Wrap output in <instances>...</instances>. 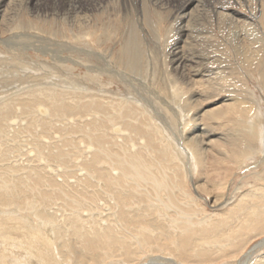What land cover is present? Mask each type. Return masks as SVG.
Masks as SVG:
<instances>
[{"label": "rangeland", "instance_id": "rangeland-1", "mask_svg": "<svg viewBox=\"0 0 264 264\" xmlns=\"http://www.w3.org/2000/svg\"><path fill=\"white\" fill-rule=\"evenodd\" d=\"M55 1L59 7L57 14L51 8L34 10L27 0H5L0 6V41L11 40L17 34L22 36L23 43L48 51L43 54L31 49L16 55L0 42V103L12 100L0 111V187L3 189L0 209L17 208L20 216L29 220L31 228L45 237L48 235L53 251L52 258L28 257L25 264H43L44 259V264H153L149 262L153 256H170L185 264L238 262L241 254L251 251L264 237V0H212L211 4L198 7L196 13L190 11L193 4L186 7L184 14H190L187 17L179 10L188 0H125L126 9L114 11L109 7L85 11L81 6L67 11L69 0ZM112 1H103V4ZM51 2L48 0L50 7ZM135 2L142 3L143 7L140 4V10H134L131 6ZM69 15L75 18L71 21ZM53 50L55 56L51 53ZM90 50L92 55H105L106 60L97 61L86 52ZM60 58L66 61H58ZM176 58L179 66L174 63ZM86 65L96 70L110 67L112 72L115 68L131 74L130 79L142 78L145 93L139 98L116 77H98L96 85ZM89 82L92 89L100 85L109 90L106 102H99L98 111L91 110L85 100L81 102L82 97L74 100L71 94L77 90L60 88L79 83L87 87ZM127 90L130 101L126 100ZM173 92L180 96V115L174 110ZM29 93H32L28 98L31 99H25ZM113 99L118 103L114 109ZM45 105L50 114L41 119L37 109L47 111ZM67 107H78V110ZM91 112L99 113L96 117L101 118L96 120ZM119 112L122 118L116 114ZM110 114L117 117L112 118ZM88 117L97 123L93 120L91 123ZM256 119L255 132L242 131L243 125ZM111 122L122 124L127 133L124 138L114 141ZM181 123L184 135H196V148L203 154L195 167L185 164V148L193 149L196 144L193 140L183 143L180 139ZM257 128L262 132L259 136ZM120 143L135 150L123 149ZM99 145H106L103 147L109 151H105L109 157L113 155L124 162L117 180L111 178L115 172L108 158L99 157ZM47 149L51 150L50 154L54 150L58 155L54 152L50 155ZM97 154L101 158V167L96 166L98 171L89 168L87 163ZM104 166L106 169L110 166V178L104 175V172L107 174ZM90 169L96 172L92 174ZM6 188L12 189V193ZM115 189L119 191L117 194ZM215 201L218 206L211 207ZM75 214L80 215L81 222ZM42 216H50L58 227L64 228V234L57 241L48 227L39 226ZM156 219L161 226L155 225ZM3 222L2 229L16 226ZM71 224L76 229L66 231ZM178 226L187 231L175 233L171 229ZM200 226L203 228L199 230ZM143 228L154 230L153 234ZM25 246L35 248L36 244L29 242ZM224 247L226 257L217 250ZM19 248L12 249L23 261L27 255ZM256 255L263 256L264 247Z\"/></svg>", "mask_w": 264, "mask_h": 264}, {"label": "bare ground", "instance_id": "bare-ground-1", "mask_svg": "<svg viewBox=\"0 0 264 264\" xmlns=\"http://www.w3.org/2000/svg\"><path fill=\"white\" fill-rule=\"evenodd\" d=\"M17 1V0H16ZM27 1H29V2H31V4L29 5V6H31V8L32 9H34V10H37V11H46L47 9L48 10H50V8H51V10L52 11H54V14H57V12H58V4H57V2L55 1V0H53V2H51V3H49L50 5H51V7L48 5V0H32V1H30V0H27ZM77 2V4L75 5V3ZM79 1V2H78ZM103 1H108V0H69L66 4V6L68 7V8H66L67 9V11H70V10H72V9H76V7L77 6H81L82 7V10H85V11H87V10H97V11H102V9L103 8H105V7H109L110 9H112V11H114V10H116L117 8L119 9V8H124V9H126V4H125V0H123V2H121L120 3V1H122V0H120V1H118V2H115V0L114 1H112V2H110V4L109 3H104L103 4ZM111 1V0H110ZM211 1L212 0H204V1H201V0H188L187 1V4H186V6L185 5H183L181 8H180V10H179V12H181L182 14H183V16L184 17H187L188 15H190V14H188V13H186V14H184L187 10H188V8H186V7H188V6H191V5H193V4H195L194 5V7L190 10L191 12H192V10L193 11H195V13H196V11H197V8L198 7H200L202 4H211ZM120 3V4H119ZM5 4V0H0V6H3ZM112 4H114V5H112ZM141 4V8L143 7V5H142V3H140ZM140 4L138 3V2H135V3H133V6H131L132 8H134V10H136V9H138L139 8V6H140ZM64 5V4H63ZM74 5V6H73ZM26 6V5H25ZM112 6V7H111ZM71 7V8H70ZM202 7V6H201ZM107 8H105V9H107ZM66 9L64 10V11H66ZM131 9V8H130ZM196 9V10H195ZM81 10V9H80ZM104 10V9H103ZM120 10V9H119ZM133 10V9H132ZM133 10V11H134ZM138 10H140V9H138ZM61 11V10H60ZM92 12V11H91ZM121 12V11H120ZM119 12V13H120ZM136 12H138V11H136ZM190 13V12H189ZM65 14V13H64ZM74 14H75V12H74ZM76 15V14H75ZM181 15V14H180ZM195 15V14H194ZM70 16V20L72 21L73 20V18H75V17H72L71 15H69ZM175 16V15H174ZM179 18V17H178ZM191 18V17H190ZM180 19L181 20H183V18L182 17H180ZM186 22H188V21H186ZM110 30V29H109ZM180 30V29H179ZM178 30V31H179ZM181 32V31H180ZM183 32V31H182ZM30 40V39H29ZM0 42H2V41H0ZM24 41H23V38H22V36L21 35H14V37H12V39L11 40H7V41H4V42H2L6 47H8V48H10L11 50H12V53L13 52H17L18 54L20 53H22V51H26V50H38V51H40V52H42L43 54L44 53H48V51L47 50H45L44 48H40L39 47V49H38V47L37 46H35L34 44H27V43H23ZM26 42V41H25ZM28 42V41H27ZM156 43V42H155ZM159 43V42H158ZM187 43V42H186ZM53 45V44H52ZM69 45V44H68ZM174 45V44H173ZM37 47V48H36ZM44 47V46H43ZM73 47V46H72ZM158 47V46H157ZM69 48V47H68ZM172 47H170V52H171V49ZM53 49V48H52ZM72 49V48H71ZM74 49V48H73ZM152 49H154V48H152ZM55 50V49H54ZM53 50V51H54ZM159 50H161V49H159ZM51 52L52 54H54V56H55V54H56V52L54 51V52ZM69 51V50H68ZM106 51V50H105ZM89 55L92 53L91 52V50L90 51H86ZM168 52V51H167ZM17 53H16V55H17ZM175 53V52H174ZM86 55V54H85ZM100 55H101V53L99 54H97V53H94L93 55L91 54V56H95L96 57V60L98 61L99 60V62L100 61H104V60H106V59H104L103 57H105V55L103 56V57H100ZM53 56V55H52ZM88 56V55H87ZM57 58V57H56ZM55 58V59H56ZM62 58V57H61ZM60 58V59H61ZM106 58H107V56H106ZM173 58H174V56H173ZM52 59H54V58H52ZM73 59V58H72ZM94 59V58H93ZM57 60V59H56ZM69 61H70V59H68ZM19 61V60H18ZM58 61H66V60H59L58 59ZM175 62V64L176 65H178V64H180V61L179 60H177V58L174 60ZM173 62V61H172ZM60 63V62H59ZM76 63V62H75ZM75 63L73 64V65H75ZM54 64V63H53ZM91 64V63H90ZM89 64V65H90ZM174 64V65H175ZM89 65H86V66H84L85 68H86V70H87V72H90V73H93V75H92V79H94V81L96 82V85L98 84V79L100 78L101 79V77L102 76H106V77H108V78H118V80H120L121 81V83L123 84V86H124V88H126V89H131L135 94H137L138 96H139V98H142L140 95L142 94L143 95V93H145L144 92V88H146V84L144 85V80L142 79V78H140V79H138L137 78V80L136 79H130V75H128V73H125V72H123V71H119V70H117V71H115V68L113 69V71L114 72H112V69L111 70H109L110 69V67L109 68H105V67H103V68H99V67H97V70H96V68L95 67H93L92 65L91 66H89ZM107 66V65H106ZM113 66V65H112ZM179 66V65H178ZM112 68V67H111ZM95 69V70H94ZM117 69V68H116ZM155 72V71H154ZM56 76V75H55ZM99 77V78H98ZM133 77H135V76H133ZM87 78V77H86ZM98 78V79H97ZM64 79V78H63ZM88 79V78H87ZM89 80V79H88ZM63 82H65V80H62ZM90 81V80H89ZM50 82V81H49ZM75 82V81H74ZM95 82H93V84L95 85ZM108 82V81H107ZM129 82H134L135 83V85H133V84H131V83H129ZM147 82V81H146ZM67 83H68V81H67ZM51 84V83H50ZM54 83H52V85H53ZM71 84V83H70ZM120 84V83H119ZM55 85V84H54ZM69 85V84H68ZM73 84H71V85H69L68 87H66V86H61L60 88H65V89H70V88H72V89H75V90H77V91H75V93H73V94H71L72 95V97L74 98V100L75 99H80L81 97L83 98L82 100H81V102H83L84 100L87 102V104L91 107V110H96V111H98V108H99V102L101 101V100H105V102H106V96H107V94H109L108 93V91L107 90H105V89H103L102 88V86H97V88L95 87V89H92L90 86H92L91 85V83L89 82V84H87V87L86 86H83L81 83H79V85H77V84H75L74 86H72ZM85 85V84H84ZM57 86V85H56ZM54 87V86H53ZM59 87V86H58ZM57 87V88H58ZM169 87H171V86H169ZM177 87V86H176ZM94 88V87H93ZM135 88V89H134ZM41 89V88H40ZM64 89V90H65ZM134 89V90H133ZM174 89V88H173ZM79 90V91H78ZM81 90V91H80ZM83 90V91H82ZM150 90V89H149ZM132 91L130 92V94L132 93ZM27 92H29V91H27ZM51 92V91H50ZM69 92H70V90H69ZM77 92H79V93H77ZM80 92H82L83 94H82V96H81V93ZM91 92V93H90ZM127 92H129L128 90L126 91V97L128 96V93ZM154 92V91H153ZM174 92H176V91H174ZM171 93V96H172V98H173V95H174V97L176 98V101H174L173 103H175L174 105V107H175V109L174 110H176V112H178V111H180L179 110V106H178V104H179V102H178V100H179V98H180V96H179V94L177 95L176 93ZM67 93L68 92H65V94H66V96H67ZM71 93V92H70ZM146 93H148V92H146ZM16 94V93H15ZM151 94V93H150ZM19 95H21V94H19ZM36 95H38V97H42V95H39V94H36ZM35 95V96H36ZM116 95H117V93H116ZM116 95H113V96H116ZM118 96V95H117ZM135 96V95H134ZM16 97H18V96H16ZM27 98H25V99H28L29 97H32V93H29V94H27V96H26ZM122 97V96H121ZM125 97V98H126ZM133 97V96H132ZM130 98V99H133V98ZM136 97V96H135ZM148 97H150L149 95H148ZM162 97V96H161ZM169 97V96H168ZM3 97H1V99H2ZM15 98V97H14ZM116 98V97H115ZM128 99H126L127 101L129 100V97H127ZM171 98V97H170ZM169 98V100H171ZM31 99V98H30ZM30 99H28V100H30ZM41 99V98H40ZM39 99V100H40ZM117 99V98H116ZM118 99H120V98H118ZM135 99H138V98H135ZM168 99V98H167ZM22 100V99H21ZM62 100V99H61ZM141 100V99H140ZM145 100H147V99H145ZM229 101H230V99H228ZM14 101H16V99H14ZM41 101V100H40ZM55 101V100H54ZM108 102H109V100H107ZM112 102H115L116 100L115 99H113V100H111ZM120 101V100H119ZM130 101V100H129ZM137 101V100H136ZM139 101V100H138ZM166 101V100H165ZM10 102H12V100H10V99H8V100H2L1 101V103H0V111H2L3 110V108L2 107H4V109L9 105V103ZM18 102V101H17ZM21 102H23V101H20V103ZM60 102V101H59ZM77 103V105H80V104H82V103ZM102 102V101H101ZM104 102V101H103ZM102 102V103H103ZM132 102V101H131ZM181 102V101H180ZM234 102H236V100H234L230 105H233L234 104ZM69 103V102H68ZM128 103L129 102H126V105H128ZM155 103V102H154ZM75 104H76V102H75ZM108 104V103H107ZM115 104H117L118 105V103H111V105H112V108H113V106L115 105ZM120 104H121V102H120ZM130 105H132L131 103H129ZM160 104V103H159ZM61 105H63V107H65L64 105H66V104H64V102H62V104ZM72 105V104H71ZM104 105V104H103ZM106 105V104H105ZM136 106H137V104H135ZM142 105H144V104H142ZM168 105H171V103H169ZM41 106H43V105H41ZM60 106V105H59ZM68 106V105H67ZM107 106V105H106ZM121 106V105H120ZM147 106V105H146ZM173 106V105H172ZM37 107H38V105H37ZM45 108H47L46 107V105L44 106ZM138 107V106H137ZM143 107V106H142ZM244 107V106H243ZM68 109H76V110H78V107H67ZM126 108V107H125ZM37 109V108H36ZM114 109V108H113ZM134 109V108H133ZM131 107H130V110H133ZM136 109V108H135ZM143 109V108H142ZM144 109H145V107H144ZM148 109V108H147ZM171 109H172V107H171ZM172 109V110H173ZM34 110V109H33ZM45 109H43V108H39V109H37V112H38V114H40L41 115V119H45L46 117H49L48 115L50 114V109H48L47 108V111H44ZM67 110V109H66ZM117 110V109H116ZM122 110V109H121ZM173 110V111H174ZM34 111H36V110H34ZM68 111V110H67ZM90 111V110H89ZM141 111V110H140ZM145 111L147 112V113H149L150 111H148V110H146L145 109ZM243 111V110H242ZM245 111V110H244ZM243 111V112H244ZM134 112H135V110H134ZM258 112V111H257ZM2 113V112H1ZM123 113V112H122ZM171 113H172V111H171ZM174 113V112H173ZM172 113V114H173ZM91 114H93V115H91V116H94L95 117V119L97 118L96 116H100V114L99 113H92L91 112ZM99 114V115H98ZM116 114H118V116L119 117H121L122 118V115H121V112H119V113H116ZM132 114V113H131ZM136 114V113H135ZM144 114V113H143ZM151 114V113H150ZM178 114H179V112H178ZM90 115V114H89ZM111 115V114H110ZM110 115H109V117H110ZM139 115V114H138ZM180 115V114H179ZM90 116V117H91ZM172 116V115H171ZM178 116V115H177ZM176 116V117H177ZM251 116V115H250ZM42 117H44V118H42ZM90 117H88L89 118V120H91V123H92V120L94 119H90ZM111 117L112 118H115V117H117V115H115V117L114 116H112L111 115ZM87 118V119H88ZM101 117H99V119H100ZM140 119H141V117H139ZM142 118H143V116H142ZM40 119V118H39ZM98 119V118H97ZM96 119V120H97ZM98 119V120H99ZM108 120V119H107ZM114 120V119H113ZM134 120V119H133ZM136 120V119H135ZM134 120V121H135ZM235 120V119H234ZM11 121V120H10ZM69 121V120H68ZM93 121H95V120H93ZM115 121V120H114ZM114 121H112V122H114ZM133 121V122H134ZM139 121V120H138ZM11 122H13V121H11ZM25 122V121H24ZM43 122V121H42ZM70 122V121H69ZM78 122V121H77ZM83 122V121H82ZM87 122H88V120H87ZM101 122V121H100ZM110 122V121H109ZM110 123L109 125L111 126V130H110V132L112 133V135H113V137H114V139L116 138V140H114L113 138H111V139H113L114 141H117L118 139L117 138H121V137H125V135L127 134L126 133V130L123 128V126H122V124L121 123H118L117 124V122H116V125L115 124H113V123ZM132 122V121H131ZM130 122V123H131ZM137 122V121H136ZM85 123V122H84ZM89 123V122H88ZM91 123H90V125H91ZM95 123H97V121H95ZM115 123V122H114ZM52 124V123H51ZM132 124V123H131ZM134 124H136V123H134ZM133 124V125H134ZM156 124H158V123H156ZM182 125H181V127H180V130H179V134H180V139L183 141V143H189V142H191L192 140L194 141V143H195V137H196V135L194 134V133H192L191 134V136H189L188 134H186L185 133V135H184V131H182V129H185V128H182V127H184V125H183V123H181ZM255 124H256V127H258L257 126V119L256 120H254L253 122H251L250 124H245V125H243L242 126V128H243V130L242 131H247V133H248V131L250 132V133H253V132H255V130H254V127H255ZM69 125V124H68ZM76 125V124H75ZM85 125V124H84ZM84 125H81V126H84ZM88 125V124H87ZM97 125V124H96ZM99 125V124H98ZM152 125V124H151ZM80 126V125H79ZM78 126V127H79ZM86 126V125H85ZM109 126V127H110ZM125 126V125H124ZM127 126V125H126ZM125 126V127H126ZM130 126H132V125H130ZM154 126V125H153ZM156 126V125H155ZM185 126H186V124H185ZM68 127V126H67ZM98 127V126H97ZM108 127V128H109ZM158 127V126H157ZM8 128H10V127H8ZM85 128V127H84ZM101 128V127H100ZM126 128H128V126L126 127ZM194 128V127H193ZM26 129V128H25ZM80 129V128H79ZM92 129V128H91ZM97 129V128H96ZM160 129V128H159ZM162 129V128H161ZM85 130H86V128H85ZM88 130V129H87ZM130 130V129H129ZM194 130V129H193ZM192 130V131H193ZM82 131H83V129H82ZM89 131V130H88ZM93 131V130H92ZM92 131H90V132H92ZM95 131V130H94ZM109 131V130H108ZM158 131H160V130H158ZM257 131H258V136H259V134L260 133H262L261 132V130H259L258 128H257ZM83 132H85V131H83ZM104 132V131H103ZM191 132V131H190ZM94 133V132H93ZM85 134H88V132H85ZM91 134V133H90ZM89 134V135H90ZM102 134H104V133H101V135ZM178 134V135H179ZM234 134V133H233ZM232 134V136L234 137V135ZM94 135V134H93ZM100 135V136H101ZM107 135V134H106ZM111 135V134H110ZM262 135V134H261ZM37 136V135H36ZM84 136V135H83ZM90 136H92V134L90 135ZM97 136H98V134H97ZM131 136V135H130ZM183 136V137H182ZM263 136V135H262ZM262 136H261V138H262ZM102 137V136H101ZM104 137V136H103ZM102 137V138H103ZM161 137V136H160ZM105 138H106V136H105ZM104 138V139H105ZM126 138H127V136H126ZM87 139H88V137H87ZM96 139V138H95ZM98 139V138H97ZM97 139H96V141H97ZM101 139V138H100ZM107 139H110V137H108ZM173 139H175V137L173 138ZM263 139V138H262ZM10 140V139H9ZM43 140V139H42ZM61 140V139H60ZM78 140V139H77ZM90 140V139H89ZM123 140V139H122ZM84 141V140H83ZM100 140H98V142H99ZM103 140H101L100 142H102ZM125 141H128V140H125ZM125 141H122V142H125ZM46 142V141H45ZM88 142H90V141H88ZM92 142V141H91ZM103 142H105V141H103ZM108 142V141H107ZM119 142V141H118ZM176 143H178V140L177 141H175ZM28 143V142H27ZM36 143V142H35ZM34 143V144H35ZM50 143V142H49ZM70 143V142H69ZM113 143V142H112ZM116 143V142H115ZM128 143V142H127ZM126 143V144H127ZM143 143V142H142ZM172 143V142H171ZM64 144V143H63ZM66 144H68V143H66ZM75 144V143H74ZM96 144V143H95ZM101 144V143H100ZM102 144H105V143H102ZM114 144V143H113ZM117 144V143H116ZM120 144H122V143H120ZM130 144V143H129ZM145 144V143H144ZM196 144V143H195ZM260 144V143H259ZM263 144V143H262ZM43 145V144H42ZM123 145V144H122ZM131 145V144H130ZM172 145V144H171ZM58 146V145H57ZM57 146H55V147H57ZM77 146V145H76ZM94 145H92V147H93ZM97 146V145H96ZM100 146V145H99ZM104 145H101L100 147H101V149H100V147H99V152H101V154L99 155V154H97L96 156H91V157H93L92 159H91V157H90V159L91 160H89V162H87V160L86 161H83L84 162V164H87L88 163V167L89 168H96L97 169V165H98V169L101 167V165H100V167H99V163H100V160H101V158H102V156L103 155H105V157H107V158H105L104 160H106L107 159V161L109 162V163H111L112 164V172H115V177H111V174H110V166L108 167L109 168V172H108V168L106 169V167H105V169L107 170V174L103 171V169H102V172H104V175H106V177L108 178L109 176L112 178V179H114V180H117V177H119V175H121V171L123 170V168H124V162H122L121 160H119L118 159V157H116V158H114L115 156H113V155H111L110 157L107 155V153L106 152H109V151H106L105 150V148L103 147ZM111 146V145H110ZM109 146V147H110ZM117 146H118V144H117ZM116 146V147H117ZM124 146V148L123 149H128V148H125L126 146L128 147V145H123ZM42 147V146H41ZM78 147V146H77ZM98 147V146H97ZM108 147V146H107ZM115 147V146H114ZM130 147V146H129ZM131 147H133V146H131ZM130 147V148H131ZM137 147V146H136ZM196 147H198L197 146V144H196V146H194L193 147V149L192 148H189V149H187V148H185V150H184V153H185V155H186V162H185V164L186 165H188V164H192L193 165V167H195L196 166V163H197V160H200V159H202L203 157H202V151L201 150H199V148H196ZM18 148V147H17ZM30 148V147H29ZM58 148V147H57ZM57 148H55V149H57ZM72 148V147H71ZM89 148V150H92V148L91 147H88ZM121 148V147H120ZM129 148V149H130ZM166 148V147H165ZM170 148V147H169ZM173 148V147H172ZM182 148V147H181ZM46 149V148H45ZM44 149V150H45ZM50 149V148H49ZM70 149V148H69ZM76 149V148H75ZM111 149V148H110ZM128 149V150H129ZM133 149L135 150V147H133ZM132 149V150H133ZM62 150V149H61ZM74 150V149H73ZM95 150H97V149H95ZM113 150V149H112ZM133 150V151H134ZM220 150V149H219ZM248 150H250V148L248 147ZM31 151V150H30ZM41 151H43V149L41 150ZM51 151V150H50ZM50 151H48V149H47V152H49V154H50ZM58 151V150H57ZM106 151V152H105ZM120 151H121V149H120ZM119 151V152H120ZM125 151V150H124ZM19 152V151H18ZM45 152V151H44ZM53 152L56 154L57 152H55L54 150H53ZM53 152H51V154H53ZM62 151H60L59 152V154L61 153ZM94 152V151H93ZM97 151H95L94 153H96ZM98 152V153H99ZM111 152V151H110ZM122 152V151H121ZM25 153V152H24ZM36 153V152H35ZM39 153H41L40 151H39ZM65 153V152H64ZM71 154H72V152H70ZM78 153V152H77ZM126 153V152H125ZM132 153V152H131ZM42 154V153H41ZM50 154V155H51ZM87 154V153H86ZM86 154H82V155H86ZM123 154V153H122ZM256 154V153H255ZM254 154V155H255ZM26 155V154H25ZM31 155V154H30ZM39 155V154H38ZM47 155V154H46ZM54 155V154H53ZM56 155H58V154H56ZM67 155H69V154H67ZM66 155V156H67ZM98 155H99V157H101L100 158V160H99V158H98ZM109 155H110V153H109ZM126 156H127V154H125ZM129 156L131 155L132 156V158H135L134 157V155L133 154H128ZM43 156H45L44 154H43ZM60 156V158H61V155H59ZM73 156V155H72ZM89 156V155H88ZM260 156H261V154H260ZM37 157V156H36ZM39 157V156H38ZM65 157V156H64ZM77 157V156H76ZM84 157V156H83ZM87 157V156H86ZM82 158V159H87V158ZM35 158V157H34ZM49 158V157H48ZM48 158H46V160L48 159ZM51 158H52V156H51ZM58 158V160H60V158L59 157H57L56 156V159ZM128 158V157H127ZM130 159H131V157H129ZM173 158H175V157H173ZM177 158H179V157H177ZM200 158V159H199ZM205 158V157H204ZM32 159V158H31ZM38 159V158H37ZM41 159V158H40ZM70 159V158H69ZM74 159V158H73ZM117 159V160H116ZM55 160V159H54ZM63 160H64V158H63ZM81 160V159H80ZM175 160V159H174ZM39 161V160H38ZM48 161V160H47ZM61 162H62V159L60 160ZM68 161V160H67ZM106 161V162H107ZM79 162H81V161H79ZM85 162H87V163H85ZM105 162V161H104ZM120 162V163H119ZM153 162V161H152ZM33 163V162H32ZM41 163H43V162H41ZM70 163V162H69ZM74 163V162H73ZM102 163H103V161H102ZM55 164V163H54ZM57 164V163H56ZM104 164V163H103ZM102 164V165H103ZM44 165V164H43ZM52 165H53V163H52ZM70 165V164H69ZM109 165V164H108ZM131 165H132V163H131ZM130 165V166H131ZM137 165H138V163H137ZM140 165V164H139ZM138 165V166H139ZM31 166H33V165H31ZM39 166V165H38ZM45 166V165H44ZM42 166L41 168H47V166ZM84 166V165H83ZM86 166V165H85ZM162 166V165H161ZM160 166V167H161ZM36 167V166H35ZM87 166L85 167V168H88ZM103 167V166H102ZM141 167V166H140ZM191 167V166H190ZM33 168V167H32ZM39 168V167H38ZM41 168H39V169H41ZM45 168V169H46ZM55 168V167H54ZM135 168V167H134ZM134 168H133V170H134ZM151 168V167H150ZM35 169H37V168H35ZM65 169V168H64ZM92 169H90L91 170V173L94 171H92ZM98 169L96 170V171H98ZM104 169V170H105ZM147 169V168H146ZM29 170H31V168H29ZM33 170H34V168H33ZM83 170V169H82ZM89 170V171H90ZM190 170V169H189ZM45 171V170H44ZM48 171V170H47ZM63 171V170H62ZM84 171V170H83ZM96 171H94V172H96ZM31 172H32V170H31ZM34 172V171H33ZM32 172V173H33ZM86 172V171H85ZM84 172V173H85ZM93 172V173H94ZM101 172V171H100ZM126 172V171H125ZM135 172V171H134ZM31 173V174H32ZM35 173V172H34ZM45 174H46V171L44 172ZM69 173V172H68ZM87 173V172H86ZM92 173V174H93ZM47 174H49V173H47ZM56 174V173H55ZM127 174V173H126ZM7 175H8V173H7ZM33 175V174H32ZM50 176H51V174H49ZM57 175V174H56ZM88 175V174H87ZM113 175V174H112ZM128 175V174H127ZM152 175H154V174H152ZM36 176H37V173H36ZM39 176H41V174L39 175V173H38V177ZM45 176H47V175H45ZM62 176V175H61ZM66 176V175H65ZM52 177V176H51ZM109 177V178H110ZM142 177V176H141ZM145 177H146V175H145ZM150 177V176H149ZM153 177V176H152ZM155 177V176H154ZM48 178V177H47ZM91 178V177H90ZM135 178V177H134ZM84 180H85V178H84ZM5 182V181H4ZM116 182V181H115ZM143 182V181H142ZM159 183H161V182H159ZM158 183V184H159ZM178 183V182H177ZM5 184V183H4ZM218 184V183H217ZM219 184H220V181H219ZM74 185V184H73ZM166 184H164V186H165ZM222 185V184H221ZM4 186V185H3ZM6 186V185H5ZM9 186V185H8ZM36 186H37V184H36ZM223 186V185H222ZM121 187V186H120ZM150 188H152V187H150ZM3 190V189H2ZM1 190V187H0V191H2ZM6 190H7V188H6ZM114 190V189H113ZM121 190V189H120ZM259 190V189H258ZM5 191V190H4ZM264 191V190H263ZM7 192L8 193H12V189L11 190H7ZM115 192H116V189H115ZM119 191H117L116 192V194L118 193ZM120 192H122V191H120ZM183 192V191H182ZM128 193V192H127ZM6 195H7V193H5ZM123 194V193H122ZM1 195V194H0ZM18 196V195H17ZM125 196V195H124ZM120 198H121V195H120ZM119 199V198H118ZM126 199V198H125ZM155 199V198H154ZM225 200V199H224ZM131 201V200H130ZM164 201V200H163ZM242 201V200H241ZM110 202V201H109ZM120 202L122 203V202H124V199H121L120 200ZM102 203V202H101ZM107 203V202H106ZM225 203H227V202H225ZM1 204V203H0ZM81 204V203H80ZM216 206H218L217 204H216V201L215 202H213L212 203V205H211V207H216ZM37 207V206H36ZM111 207V206H110ZM153 207V206H152ZM173 207V206H172ZM252 207V206H251ZM250 207V208H251ZM3 209H0V223H1V221L2 220H4V222L3 223H5V225L7 224V223H10V224H13V223H15V227L14 226H10V227H5V228H1L0 227V264H13V263H16L17 262V264H25V262L27 263V259H28V257L29 258H32V260H34V259H36L37 257H40V258H44L45 256H50L51 258L53 257V251H52V245L51 244H49V239H48V235H47V237H45V236H43L38 230L36 231V230H34L33 228H31V224H30V222H28L29 220H27L26 219V217H23L22 215L20 216V214L18 213V211H16V209H7L6 208V206L5 207H2ZM104 208V207H103ZM39 209V208H38ZM170 209H172V208H170ZM176 209V208H175ZM9 210V211H8ZM37 210V209H36ZM44 210V209H43ZM250 210H252V209H250ZM254 210V209H253ZM39 211V210H38ZM65 211V210H64ZM173 211V210H172ZM42 212V211H41ZM150 212H153V211H151L150 210ZM176 212V211H175ZM146 213V212H145ZM174 213V212H173ZM184 213V212H183ZM79 214H81V213H79ZM88 214V213H87ZM101 214V213H100ZM132 214V213H131ZM176 214V213H175ZM76 215H77V217H76ZM133 215V214H132ZM159 215V214H158ZM246 215H248V214H246ZM40 216H41V214H40ZM64 216V215H63ZM62 216V217H63ZM82 216V215H81ZM84 216V215H83ZM88 216V215H87ZM131 216V215H130ZM75 217H76V219L78 220H80V222H81V217H80V215L78 216V214H75ZM178 217V216H177ZM4 218V219H3ZM71 218V217H70ZM118 218V217H117ZM168 218V217H167ZM184 218V217H183ZM239 218V217H238ZM174 219V218H173ZM66 220H68L67 218H66ZM126 220V219H125ZM162 220V219H161ZM248 220H250L249 218H248ZM40 225L39 226H41V227H43V228H49V233H51L52 234V236L56 239V241L58 240V238H60L63 234H64V228H61V227H58L55 223H54V220H51V218H50V216H49V218H46V216H42L41 218H40ZM70 221V220H69ZM156 223H155V225L157 224V226H161L160 225V221L159 220H157L156 219ZM190 221V220H189ZM189 221L187 220V221H185V222H187V224L189 225V224H191V223H189ZM165 223V222H164ZM118 224V223H117ZM186 224V225H187ZM195 224V223H194ZM203 224V223H202ZM4 225V224H3ZM59 225V224H58ZM174 225H176V224H174ZM201 225V224H200ZM78 226V225H77ZM153 226V225H152ZM188 227V226H187ZM72 228H75L76 229V226L75 225H73L72 226V224H71V226L68 228V229H66V231H71V229ZM203 228V226H200V228H199V230L200 229H202ZM106 229V228H105ZM150 229H152V228H150ZM171 229H174L173 231L175 232V233H178L179 232V230H181V232H182V230L184 231L185 230V228L184 227H182V226H178L177 228H171ZM84 230V229H83ZM82 230V231H83ZM91 230V229H90ZM101 230V229H100ZM119 230V229H118ZM137 230V229H136ZM143 230H145L147 233H151V234H153L152 233V231H154V230H152V231H150V230H148L147 228H143ZM85 231V230H84ZM187 231V230H186ZM186 231H184V232H186ZM211 231V230H210ZM42 232V231H41ZM44 232H45V230H44ZM78 232L79 231H77V232H75L76 234H78ZM204 232V231H203ZM206 232V236H207V231H205ZM208 232H209V230H208ZM213 232H215V231H213ZM48 233V234H49ZM234 233H236V232H234ZM129 234V233H128ZM233 233H231V235H232ZM85 235H87L86 233H85ZM136 235V234H135ZM231 235H230V238H231ZM234 235H236V234H234ZM84 236V235H83ZM195 236V235H194ZM238 235H236V237H237ZM135 237V236H134ZM238 238V237H237ZM193 239H194V237H193ZM200 239V238H199ZM231 241H232V238L230 239ZM229 240V241H230ZM231 241L229 242V245L231 244ZM237 241V239L235 240V242ZM29 242L30 243H32V245L33 244H36V247L35 248H32V247H30V248H26V246L25 245H28L29 244ZM52 243H53V241H52ZM46 244H49V245H46ZM179 244V243H178ZM198 244V243H197ZM24 246H25V248H24ZM49 246V247H48ZM17 247H20L19 249H22L23 251H24V253L27 255H25L26 257H25V259H23V261L22 260H20V257L19 256H17L18 254H16V253H14V251H13V249L12 248H16L17 249ZM29 247V246H28ZM216 247V246H215ZM220 247H223V245H221ZM219 247V248H220ZM262 247H264V237L260 240V241H257L256 243H255V245L250 249L251 251H246L245 253H243V254H241V256H240V258L238 259L239 261L238 262H236L235 264H250L252 261H253V263L252 264H264V255L263 256H261V257H259V255H256L257 254V252L259 251V250H261V248ZM59 248V247H58ZM178 248V247H177ZM225 248L226 247H224V249L222 248V249H217L218 251H220V252H222V254H224V257H226V253H225ZM31 249H34V251L35 252H33V250L31 251ZM201 251H202V249H201ZM33 252V253H32ZM67 252H69V251H67ZM229 253H231V252H229ZM237 253V252H236ZM16 254V255H15ZM228 254V253H227ZM180 255V254H179ZM200 255V254H199ZM262 255V254H261ZM13 256H14V258H13ZM259 257V258H258ZM23 258V257H22ZM50 258V259H51ZM152 258V260L151 261H149V262H151V263H153V264H185L183 261L182 262H178L177 260H175L173 257H168V256H161V257H157V256H153V257H151ZM66 259V258H65ZM31 260V259H30ZM45 260L46 259H44V262H45ZM49 260V259H48ZM63 260V259H62ZM36 261V260H35ZM60 261V260H59ZM31 262V261H30ZM37 262V261H36ZM39 262H41V261H39ZM44 262H43V264H44ZM69 262H71V261H69ZM32 263V262H31ZM232 263V262H231ZM40 264V263H39ZM64 264V263H63ZM69 264H73V263H69ZM77 264V263H76ZM143 264V263H142Z\"/></svg>", "mask_w": 264, "mask_h": 264}]
</instances>
